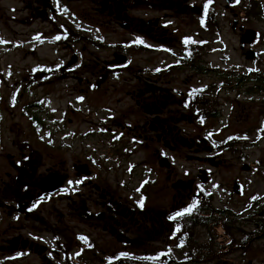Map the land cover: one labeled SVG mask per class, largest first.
<instances>
[{"label":"flooded vegetation","instance_id":"obj_1","mask_svg":"<svg viewBox=\"0 0 264 264\" xmlns=\"http://www.w3.org/2000/svg\"><path fill=\"white\" fill-rule=\"evenodd\" d=\"M21 1L54 57L0 66V264H264V162L208 125L264 99L238 14L232 45L216 0Z\"/></svg>","mask_w":264,"mask_h":264},{"label":"rangeland","instance_id":"obj_2","mask_svg":"<svg viewBox=\"0 0 264 264\" xmlns=\"http://www.w3.org/2000/svg\"><path fill=\"white\" fill-rule=\"evenodd\" d=\"M196 1L198 2L199 0ZM216 1L219 6V14L222 16V32L224 38L229 44L236 45V34L231 30L230 20L232 18V13L238 14V18L240 19V24L242 26L252 28L257 31V37L252 43V49L256 52L254 64H264V18L252 15L246 17V15L241 12L242 6L245 4L243 1H240L238 4L233 6V10L224 8V0ZM21 7V0H0V66H3L4 64L12 66L11 63L14 62L19 67H22L54 57L48 43H34L32 41V38H38L39 32L41 34V38L46 37L48 35L47 32L49 33L50 29L49 24L41 23L40 21L31 22L30 20H27L23 24L21 20L24 19V13L20 11ZM26 41H28V43ZM237 43H239V37L237 38ZM239 60H243V58L239 57ZM93 103L97 104L96 101H93ZM100 104H107V106L113 108V111L116 113H118L123 107V103L114 106L112 102L108 101L100 102ZM222 114L223 115L220 120H215V122L208 124L212 127L214 136L220 140L223 138H229L230 135L236 136V138L239 139V141H236L238 146L233 150L228 149V151L224 153L225 157L231 162L232 156L233 158L238 156L239 159H246L248 163H252L254 166H256L255 162L257 160H259V163L264 162L263 97L255 96L254 101L251 102L250 109L247 108L243 112L240 111V109L229 111L225 108ZM134 157L137 160L145 156L142 154ZM236 160L234 161L237 162ZM175 161L176 167L179 168L177 171L184 168H188V171L190 172L192 171L190 168L193 165V161H189L184 157L176 158ZM153 164L156 163L153 162ZM238 166H240V164H238ZM257 170L259 172H264V165L262 167L259 166ZM154 171H156L157 174L160 173L157 168ZM111 172H114V170ZM254 184L255 186L252 190L258 189V191H260L264 188V183H262V181L255 180ZM154 189L157 190L154 194H158L159 199L161 200L162 196L159 193L160 190L164 189V187L160 180L159 185H157ZM165 247V250L169 248L167 245H159L160 249ZM229 258H234V256H230ZM220 262L221 261L204 262L202 264H220ZM235 262L236 259H234V263ZM253 263L259 264L260 262Z\"/></svg>","mask_w":264,"mask_h":264},{"label":"trees","instance_id":"obj_3","mask_svg":"<svg viewBox=\"0 0 264 264\" xmlns=\"http://www.w3.org/2000/svg\"><path fill=\"white\" fill-rule=\"evenodd\" d=\"M241 11L243 12V14L246 15V17H249L250 15L252 16H257V17H262L264 18V9H263V5L262 4H259L258 2H255V0H253V3H245L243 6H242V9ZM228 142H233V139H229ZM191 221H196L197 218H190ZM209 247V246H208ZM210 248V247H209ZM211 249V248H210Z\"/></svg>","mask_w":264,"mask_h":264},{"label":"snow or ice","instance_id":"obj_4","mask_svg":"<svg viewBox=\"0 0 264 264\" xmlns=\"http://www.w3.org/2000/svg\"><path fill=\"white\" fill-rule=\"evenodd\" d=\"M205 8H207V4L205 5ZM59 38H60V37H56V39H59ZM185 42L187 43L188 41L186 40ZM136 43H143V41L140 40L139 38H137ZM77 183H79V182H77ZM137 191H139V189H137ZM142 201H143V198H141V201L138 202V203L140 204V206H142ZM195 204H196V202L193 201V202H192L191 204H189L187 207H184V208H182L181 210L175 211L172 215H170V216L168 217V219L174 221V220H176V219L179 218V217H182V216H185V215L189 214V213L192 211V209L195 207ZM35 206H36V205L34 204V205H33V208H34ZM30 210H31V209H30ZM179 230H180L179 225H177L175 231H176V232H179ZM17 255H19V254H17ZM157 258H158V257H157Z\"/></svg>","mask_w":264,"mask_h":264},{"label":"water","instance_id":"obj_5","mask_svg":"<svg viewBox=\"0 0 264 264\" xmlns=\"http://www.w3.org/2000/svg\"><path fill=\"white\" fill-rule=\"evenodd\" d=\"M233 0H225L226 3H230L232 2ZM256 37V32L255 30L251 29V28H248V29H245L241 38H240V41L242 43H251ZM253 57V52L252 51H248L247 52V58L248 59H251Z\"/></svg>","mask_w":264,"mask_h":264}]
</instances>
